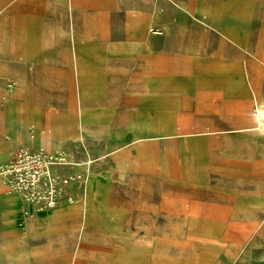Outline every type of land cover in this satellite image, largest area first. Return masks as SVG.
Instances as JSON below:
<instances>
[{
    "label": "crops",
    "instance_id": "0c3cea01",
    "mask_svg": "<svg viewBox=\"0 0 264 264\" xmlns=\"http://www.w3.org/2000/svg\"><path fill=\"white\" fill-rule=\"evenodd\" d=\"M263 126L264 0H0V170L97 159L54 209L0 174V264H264Z\"/></svg>",
    "mask_w": 264,
    "mask_h": 264
},
{
    "label": "built area",
    "instance_id": "2783aa9c",
    "mask_svg": "<svg viewBox=\"0 0 264 264\" xmlns=\"http://www.w3.org/2000/svg\"><path fill=\"white\" fill-rule=\"evenodd\" d=\"M96 163L97 159L81 140L73 150L22 145L1 167L0 174L11 191L33 211H39L72 202L75 188L85 183Z\"/></svg>",
    "mask_w": 264,
    "mask_h": 264
},
{
    "label": "rangeland",
    "instance_id": "374dc122",
    "mask_svg": "<svg viewBox=\"0 0 264 264\" xmlns=\"http://www.w3.org/2000/svg\"><path fill=\"white\" fill-rule=\"evenodd\" d=\"M263 127H264V126H263ZM223 253H224L223 251H220V252H219L220 255H223ZM175 254H177V255H179V254H184V255L186 256V251H174V255H175ZM191 255H192V254L189 255L190 258H191ZM263 256H264L263 254H261V253L259 254V257H263ZM186 257H187V256H186Z\"/></svg>",
    "mask_w": 264,
    "mask_h": 264
},
{
    "label": "bare ground",
    "instance_id": "6f19581e",
    "mask_svg": "<svg viewBox=\"0 0 264 264\" xmlns=\"http://www.w3.org/2000/svg\"><path fill=\"white\" fill-rule=\"evenodd\" d=\"M25 214H27V213H25ZM29 216V215H28Z\"/></svg>",
    "mask_w": 264,
    "mask_h": 264
}]
</instances>
